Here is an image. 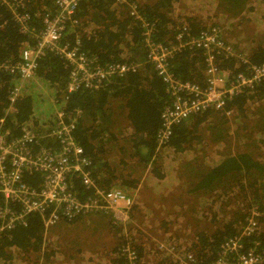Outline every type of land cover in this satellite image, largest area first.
Listing matches in <instances>:
<instances>
[{"label": "trees", "instance_id": "obj_1", "mask_svg": "<svg viewBox=\"0 0 264 264\" xmlns=\"http://www.w3.org/2000/svg\"><path fill=\"white\" fill-rule=\"evenodd\" d=\"M180 1L138 0L142 17L154 23V42L176 44L175 35L180 30L187 36H197L210 25L220 27L227 20L232 23L244 20L249 24V21L257 22L264 18L261 13L264 0H212L218 21L210 24L200 17L201 14L178 12L175 6ZM183 1L178 10L182 9ZM113 2L83 0L79 3L74 16L83 26L91 27L89 34L80 35L81 49L96 55L101 64L136 61L140 64L138 69L115 77L97 91L81 88L63 95L68 73L65 62L47 53L38 61L35 78L23 82V89L15 101V110L9 113H5L9 92L19 79L17 75L0 71V118L5 117L4 127L16 136L24 125L50 124L55 104L67 111L80 109L81 118L73 134L91 159L93 176L106 187L117 180L125 190L136 186L140 174L147 167L152 169L157 179H163L168 171L160 160L191 148L199 159L198 156L191 158L193 170L183 174L179 184L181 189L177 190L180 206L169 211L174 215V221L183 224V235L176 233L166 240L181 239L187 235L197 263L210 264L220 243L240 232L250 210L255 207L259 213L254 216L257 228L252 234L244 236L242 249L254 247L260 251L264 248V80L251 90L236 95L223 110L211 108L175 124L168 143L156 150L155 136L161 125V110L170 101V96L153 66L144 61L140 22L133 19L125 8L117 13ZM27 3V11L32 16L40 13L44 6L53 7L52 0H28ZM221 14L228 18L220 19ZM17 25L10 9L0 0V61L19 59L20 48L27 36L19 31ZM76 30L67 29L69 41L75 38ZM246 56L252 63L264 62V40L251 45ZM203 66L201 51L184 46L172 55L168 71L183 81L203 84ZM223 66L234 68V72L244 70V64L235 57L224 60ZM227 111L232 113L231 120L237 119L236 133H248L244 144L246 149L233 153L221 151V155L211 157L204 165L208 143L215 146V143L231 135ZM253 129L260 134L259 138L256 133L250 134ZM113 155L116 157L114 162L110 161L114 159ZM25 181L36 185L40 176L27 175ZM72 181L75 182V191L81 193L83 186L80 180L74 177ZM81 216L86 215L61 223L72 227ZM189 226H194V229ZM113 229L116 231L117 228L110 224L109 232ZM55 233H59L56 228L46 229L36 214L29 215L24 224L16 222L13 227L0 230V264L15 260L17 256L25 260L33 254V261L30 260L29 264H51V260L54 264H70L68 260L75 257L73 246L62 241L59 243L58 238H53ZM121 234L123 239L118 237L111 250L103 253L109 258L105 260L108 264H173L171 259L160 257L157 253L153 259L144 257V250L151 244L141 238L131 240L134 245L131 246L136 251L131 261L126 253L121 252V247L128 241L123 232ZM46 245H50V250L47 251ZM81 251L74 249L78 254ZM58 253L65 255L67 260L61 258L56 263L53 258ZM80 257H83L82 254ZM89 260L92 258L89 257Z\"/></svg>", "mask_w": 264, "mask_h": 264}, {"label": "built area", "instance_id": "obj_2", "mask_svg": "<svg viewBox=\"0 0 264 264\" xmlns=\"http://www.w3.org/2000/svg\"><path fill=\"white\" fill-rule=\"evenodd\" d=\"M27 1L1 0L12 12L19 31L27 36L20 48L19 59L0 61V71L17 75L19 79L10 89L5 113L15 110L23 82L35 78L38 61L47 53L65 62L68 73L63 95L81 88L97 91L115 77L138 69L140 64L136 61L101 64L96 55L81 49L80 35L91 31V27L83 26L74 16L83 0H52L53 7L44 6L34 16L27 11ZM113 3L117 13L125 8L140 22L144 61L153 66L170 96V101L161 110V125L155 136L156 150L168 143L175 124L211 108L223 110L236 95L251 90L264 80V62H250L247 51L241 53L219 37L218 27L210 25L197 36H187L180 30L175 35L176 44L156 43L153 40L154 23L142 17L137 0H114ZM68 28L77 29L72 41L67 38ZM184 46L201 51L203 84L183 81L168 71L172 55ZM230 57L243 63L244 70L234 72V68L223 66V61ZM79 118L80 109L67 111L58 106L50 124L24 125L16 136L4 127L5 117L0 118V230L11 228L16 222L24 224L33 214L39 216L46 229L89 214H112V225L127 224L135 198L119 185L106 187L95 179L91 159L73 134ZM34 174L40 176L39 183L32 185L25 181V176ZM74 177L83 186L81 193L75 191ZM249 214L240 232L220 243L210 264H264V248L260 251L254 247L242 249L244 236L257 228L254 218L259 214L257 209L252 207ZM126 239L121 252L132 261L136 256L131 246L133 237L130 235ZM166 244H160L161 250H169L171 255L166 258L173 264H198L190 242L171 239L166 240ZM178 249L182 252L175 255L173 250Z\"/></svg>", "mask_w": 264, "mask_h": 264}, {"label": "rangeland", "instance_id": "obj_3", "mask_svg": "<svg viewBox=\"0 0 264 264\" xmlns=\"http://www.w3.org/2000/svg\"><path fill=\"white\" fill-rule=\"evenodd\" d=\"M182 1L183 0H181L175 7H178L179 9ZM259 4L260 3H258V5ZM182 9L183 11L190 10L193 14H201L200 17L207 21L208 24L212 23V21H218V17L214 15L216 8L212 5V0H184ZM261 13L264 15V8ZM219 18L226 20L228 17L225 14H221V17ZM227 21L229 22L227 23ZM227 21L222 24L223 26L218 27L220 30L219 37L224 41L231 43L234 49L241 53L247 51L251 45L258 41L264 40V18L262 21H249V24L244 20L235 21L234 23H232L231 20ZM55 107L57 108L56 104ZM226 113L227 116H229L227 117L229 119L228 131L231 135L226 136L222 142L218 141L215 143V146L208 143L204 153L206 155V159L203 161L204 165L210 161L211 157H218L221 155V151L233 153L234 151H241L244 149V144L246 142L245 139L248 133L246 135L236 133L235 127L237 119L231 120L232 113L229 111ZM235 117L240 118L241 115H236ZM238 126L239 125H237V127ZM256 131V129H253L250 134L256 133L257 138H259L260 134ZM204 140L206 141V139ZM226 143L229 144L226 145ZM196 148H198V145H196ZM194 152L193 149L188 148V150L182 151L181 153L170 154L167 159H164L163 161L160 160L161 162H159L165 168V171H168L166 177L161 180L156 178L155 173L151 171L152 169L150 170V167L145 168L140 174V179L136 183V187L127 190V193L132 194L131 196L135 198V203L128 212V218L126 220L127 224L125 223V226H121V223H119L121 225L118 226L113 225L117 228L116 231L113 229L109 232V228L105 227L106 221L102 220L97 215L81 216V220L79 219V222L75 223L76 225H72V227H67V223L61 222L52 226V228H56V232H59L60 234V239L58 238L59 243L62 241V243H67L70 244V246H73L72 252L75 257L68 260L69 263L96 264L98 262H103L104 264H108L105 260L109 258L103 256V253L107 252L109 248L115 244L118 237L123 239L121 232H123L124 229L126 231V234L124 235L125 237L128 236L129 238L131 235L133 238H141L151 244L144 250V257L149 256L150 259H153L155 253L160 257H170L171 253L169 250H161L160 244L167 245L166 238L174 237L176 233L183 235V224L180 225L178 224L181 223L180 221H174V215L169 211L180 206L177 197V190L181 189L179 184L182 183L183 174H187L193 170L190 165L191 158L198 156L197 154H193ZM113 156L114 159H110L112 162L116 160L115 155ZM198 159L199 156L197 157V160ZM143 183L144 187L141 188ZM112 184L113 185L109 187L117 185L123 187L117 180L113 181ZM144 205L145 207L143 208ZM143 209H145V212H141ZM105 215L104 218L109 217L112 224V214ZM165 221L166 224L164 225ZM186 225L188 228V224ZM189 227L190 229H194V226ZM188 239L189 237L187 235L181 238L186 244L189 243L187 242ZM45 248L48 251L51 247L50 245H46ZM77 248L82 250L81 254L85 260L83 257H80V253L78 254L74 252V249ZM41 251H43V248ZM173 251L175 255H180L182 252L180 249ZM33 256H29L28 258H25V260H21L20 257L17 256V259L11 260L6 264H29V262L33 261L31 260ZM89 257H91L92 260H89ZM61 258L66 259V256L62 255V253H58L53 259H55L56 263H59ZM51 262V264H54V261L51 260Z\"/></svg>", "mask_w": 264, "mask_h": 264}, {"label": "crops", "instance_id": "obj_4", "mask_svg": "<svg viewBox=\"0 0 264 264\" xmlns=\"http://www.w3.org/2000/svg\"><path fill=\"white\" fill-rule=\"evenodd\" d=\"M176 10L178 11V12H180L181 14H193V13H191L190 12V10H185V11H183V9H181V10H178V7L176 8ZM194 12V11H193ZM165 177H166V175H165ZM164 177V178H165ZM163 178V179H164ZM100 183V182H99ZM136 187V186H135ZM144 187V183L142 184V187L141 188H143ZM147 191H148V189H147ZM141 204V203H140ZM145 207V205L143 206V208ZM141 212H145V209H143V211H141ZM90 215H97V216H99L102 220H104V221H106V223H105V227H108V228H110V224H111V222H110V218L108 217V218H104L106 215H102V214H89V216ZM86 216H88V215H86ZM155 228H157V227H155ZM54 237L55 238H59L60 239V234L59 233H55V235H54ZM54 238V239H55ZM169 237H167L166 239H168ZM111 248H112V246L109 248V250L108 251H110L111 250Z\"/></svg>", "mask_w": 264, "mask_h": 264}]
</instances>
